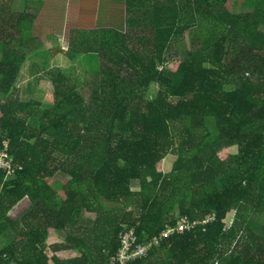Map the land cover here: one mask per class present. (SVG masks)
<instances>
[{"label":"trees","instance_id":"obj_1","mask_svg":"<svg viewBox=\"0 0 264 264\" xmlns=\"http://www.w3.org/2000/svg\"><path fill=\"white\" fill-rule=\"evenodd\" d=\"M110 3L44 51V0H0V148L14 170L0 169V264H109L129 231L149 250L126 264H264V0L243 13L122 0L117 17ZM43 54L97 69L78 82L48 65L51 102L23 99V66ZM182 219L197 223L178 233Z\"/></svg>","mask_w":264,"mask_h":264},{"label":"rangeland","instance_id":"obj_2","mask_svg":"<svg viewBox=\"0 0 264 264\" xmlns=\"http://www.w3.org/2000/svg\"><path fill=\"white\" fill-rule=\"evenodd\" d=\"M110 2L111 0H44V4L41 5L42 13L40 14V19L43 22L47 19L49 24L36 29V39L41 40L45 44V48H43L44 51L58 47L64 48L65 37L69 30L67 25L69 23H81L87 17H90L92 13H95V15H101L104 20V16L108 17L109 15L108 9H110L111 6ZM100 4H102V6L98 8ZM113 5V14L116 13L115 17H117V14H120V11L122 10V0H114ZM21 7V1H19L16 8L19 10ZM83 12H87L88 16H84ZM101 13H104V16ZM117 19L120 20V18ZM187 39H189V36ZM186 42L188 41L186 40ZM179 53V60H184L185 54L183 53V50ZM53 64L62 67L61 69L72 77L74 75L75 81L78 82L88 80L95 74L97 69V63L94 59H88L87 62L83 61L82 68L78 70V75H75V73L72 74L74 69L70 68L71 64L67 63L61 56L56 57L55 63L50 59L49 55L46 56L43 54L41 56H30L28 62L25 66H23L21 75L17 82V86L21 91V98H36L43 101V104L45 105H48L51 102L52 85L48 76L45 75L46 72L44 67L48 65L52 66ZM178 64V62H175L170 66V68L173 71H176L178 69ZM158 89L159 84L152 83L148 97L154 98ZM85 94L87 95V93ZM31 206V200L27 199V201H23L21 205L16 207L13 213H11V215L9 213V215L14 219L21 217V215L29 210ZM94 218L95 214L84 212L81 217V223L85 226V224L93 221ZM61 238H63V236H59L55 232L51 231L49 242L53 243L56 239L59 240L58 242H61Z\"/></svg>","mask_w":264,"mask_h":264},{"label":"built area","instance_id":"obj_3","mask_svg":"<svg viewBox=\"0 0 264 264\" xmlns=\"http://www.w3.org/2000/svg\"><path fill=\"white\" fill-rule=\"evenodd\" d=\"M0 169L5 170L6 174L9 176H11L14 171L12 166V158L9 156L7 147L0 148ZM214 219H216V215H209L207 216L206 220H204V223L213 221ZM196 223L197 222H194L190 226L187 220L182 219L180 222H178L176 231L181 233L187 228L189 229L190 227H194ZM173 232L174 230L169 231L168 234L170 235ZM122 236L121 242L123 243V247L121 250H118L115 256L110 259L109 264H126L129 260L145 256L149 250V247L147 246H138L137 249H132V245L136 241V235L134 231H129Z\"/></svg>","mask_w":264,"mask_h":264},{"label":"crops","instance_id":"obj_4","mask_svg":"<svg viewBox=\"0 0 264 264\" xmlns=\"http://www.w3.org/2000/svg\"><path fill=\"white\" fill-rule=\"evenodd\" d=\"M253 3H254V0H229L228 7L233 12L243 13V12L253 10V7H252ZM27 199L30 200L29 198H26V199H23L22 201H20L13 208V210L10 212V215H11V213H13V211H14V209H16V207L20 206L23 201H27ZM23 211H25V210H23ZM56 234L59 235L58 233H56ZM56 238H58V237H56ZM49 239H50V236H49ZM58 241L59 240L56 239V241H54L53 243H57Z\"/></svg>","mask_w":264,"mask_h":264}]
</instances>
